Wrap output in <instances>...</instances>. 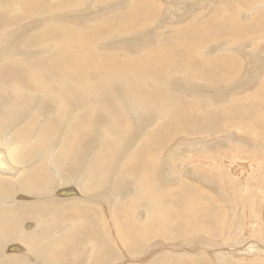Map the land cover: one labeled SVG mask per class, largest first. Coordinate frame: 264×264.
Masks as SVG:
<instances>
[{"label":"rangeland","instance_id":"1","mask_svg":"<svg viewBox=\"0 0 264 264\" xmlns=\"http://www.w3.org/2000/svg\"><path fill=\"white\" fill-rule=\"evenodd\" d=\"M4 1H8L7 4L0 0V20L2 12H7L12 19L7 24L0 21V27L12 26L7 27L8 30L6 28L5 34L0 28V64H9L17 68L20 73L28 69H45L51 66L59 72H63L64 70H61L65 67L63 61L72 58V55L67 54L73 52L80 59L91 60L92 64L100 59H107L104 65H109L112 60L120 62L126 61L125 58L133 60L154 52L171 51L172 48L166 49V47L172 39L178 45L180 58L173 65L170 74L166 77L160 76V84L163 88V94L160 95L163 97L162 99L160 97L158 99H140L139 96H136L138 94L132 95L128 92L127 86L123 85L122 91L126 100H122L119 83L109 86L105 78L99 81L94 75L95 82L91 76L89 77L94 86H100V89L106 91L108 96L105 99V104H112L115 100L123 108L122 117L114 115L109 118L102 112H94L96 127H91L94 133L98 132L102 126L109 128L110 131L113 130L112 123L115 121L116 130L123 132V129H126L127 137L120 138L118 146L114 147L115 149L120 147L118 149L120 152L118 154L105 152L103 147L99 146L101 136L93 137L91 143L98 145L93 152L89 150V147L83 149L87 146V142L77 141V146L81 145L80 152L72 149L74 156L68 157L67 161L62 164V169L65 177L71 179L70 183L65 186L69 188L75 186V191L83 193V197L55 196L58 200H40L41 193L45 191V182L38 178L45 173V165L40 163L35 172L36 178H30L31 197H34L30 207H18L10 214V219L0 216V220L10 224V230L6 226L0 225V264H41L42 262L45 264H88L85 261L89 251L93 250V246H87L84 243H75L70 246L72 254L63 252L64 259L56 258L52 253L38 251V246L50 238L46 229L48 224L46 220L49 217L58 220H61L63 216L74 218L75 214L83 220L91 221L92 229L97 234L93 236L97 242L94 246L104 247L101 250L104 256L96 255L94 257L96 264H194L197 260L196 256L202 253L209 256L203 264H221L213 254L214 250L223 249L226 253H230L231 250L237 248L242 250L248 246V241L251 238H245L244 234L250 232L248 228L250 221L255 222V238L260 241V244L264 243V225L261 226L257 222L259 217L264 220V214L262 217L260 216V212L264 210V160H261L264 159V152L257 150L256 152L259 153L252 155V151L249 152L246 148L239 146L240 144L237 142L238 139H242L248 143L264 145V98L260 97L264 94V31L257 30L253 32L252 40L239 42L227 31L225 35H220L217 19L211 18V16L216 10L218 21L221 24L231 21L232 14L228 0H94L75 8L63 6L64 0ZM2 2L3 4H1ZM134 3H138L141 7H147L149 16L146 21L143 18L137 20L134 17L136 14L132 9ZM246 10L249 15L243 13V19L250 21L255 15L264 13V0H254ZM119 22H127L128 26L119 28L117 26ZM61 27L75 32L76 35L73 33L70 35L73 38L69 43H80V49L66 47L65 50H59V43L56 39H60L62 35L55 36L54 34ZM6 38L10 40L8 46ZM66 40L68 39L62 38V42ZM189 45L190 52L188 51ZM57 52L61 55L60 64L53 63ZM219 62L233 64L234 73L227 75L219 73L213 76L205 74L210 67ZM34 71L39 72L38 70ZM153 71L154 67L150 72ZM41 74L45 75L42 72ZM168 76H172V79ZM126 77L128 76H122L124 80ZM34 78L36 77L34 76ZM52 85L58 86L57 84ZM131 87L134 86H128V88ZM139 95L142 96L145 93L139 92ZM5 101L13 114V117L9 118L12 135L21 142L20 148H22L30 134L29 118L22 117V108L10 92L0 97V108ZM139 102L158 103L145 107L143 104L139 105ZM80 103L76 100L72 104L79 106ZM181 108L182 110H180ZM178 109L179 111H177ZM129 119L131 123L128 125L126 121ZM151 126L152 128H150ZM166 126L174 128L171 130ZM137 128L142 131H138ZM167 130L177 132L175 134L174 132L168 133ZM23 131L26 133L24 134ZM84 131L89 132V129ZM138 133L143 134L146 138L144 143L138 144V146L142 150H148L151 160L155 163L153 174L145 171L147 184L144 185L167 192L165 199L161 202L163 203L162 209L172 207L170 204L173 200L168 194L171 189L176 190L177 195L179 194L178 197L181 196L183 201L187 200L188 205L191 204L194 210L200 209L199 213L202 209H207V220L201 222L206 227L208 226L210 236L201 233V231L200 234L191 232L182 234L180 228H170L171 230L162 233L163 237L161 236L159 239L156 237L136 238L139 244L137 243L132 249L137 252L135 255L129 256L120 246L127 255L123 254L115 244L114 237L110 236V240L108 235L111 230H115L116 223L120 221L121 217L116 220H107V215L102 214L103 219L107 221L97 228V222L101 217L98 216L95 221L94 218L100 208L112 204L119 207L115 202H112L113 199H125L124 204L131 203L134 200L131 198L135 194V189L126 180V185L118 187L110 182H102V188L94 192L92 191L94 182L85 178L87 169L92 168L93 161L99 162L107 156V163L113 168L110 170L108 179L110 180V177L114 176L112 181L116 180L115 173H113L114 168L125 163L126 156L136 148L137 136L135 135ZM44 135L45 133L42 132L41 137ZM226 144H230V146ZM128 145L130 147L126 153L125 146ZM199 145L201 147H198ZM92 147H94L93 144L90 148ZM189 147L192 152L187 151ZM68 148L70 146L66 143L65 149ZM105 150L109 151L110 147H106ZM23 153L30 155L32 160L35 157L32 151L27 150ZM237 153L241 158L238 161L241 164L239 166L235 158H238ZM17 154L20 153L15 155ZM188 154L191 155L190 158H187ZM195 161L200 163L194 165ZM13 162L20 166L18 160L14 159ZM185 168L188 170L186 171ZM236 168H238L237 175H235ZM22 171L23 169L20 170V172ZM78 174L79 182L76 180ZM50 176L54 178L53 174ZM0 177L7 179L1 174ZM149 177L150 179H148ZM257 181L260 183L258 184ZM192 184L198 189H206L212 197L204 194L201 196L198 191H193ZM59 187L54 185V195ZM119 189L126 191L118 193ZM208 201L211 202L209 206ZM204 205L206 208H203ZM135 207L136 218L140 219L139 215H145L143 209L138 204ZM2 208L5 209L4 205ZM168 213H165V216L168 215L166 220H171L173 217ZM186 213L187 210L184 214ZM122 219L123 228L127 229L123 215ZM25 221L34 223L35 228L30 231L24 230L23 223ZM242 223L243 233L239 239L243 241L239 245L236 244L234 235ZM55 231L61 234L60 230ZM15 237L19 241H16ZM132 241L136 243V241ZM206 242L208 243L206 244ZM77 244L86 246H79L74 255V247ZM31 249L35 250V256L31 254ZM257 250L254 246L253 252L257 253ZM23 251L24 253L21 254L13 253ZM115 253L118 254V258L111 260ZM35 257L43 258V261L37 258L41 263L36 262ZM246 259L249 261V258Z\"/></svg>","mask_w":264,"mask_h":264},{"label":"bare ground","instance_id":"2","mask_svg":"<svg viewBox=\"0 0 264 264\" xmlns=\"http://www.w3.org/2000/svg\"><path fill=\"white\" fill-rule=\"evenodd\" d=\"M1 1L5 3L8 2L4 0ZM91 1L94 0H64L63 6L67 8H75L84 5L86 2H91ZM253 1L254 0H228L229 9L232 14L231 15L232 20L223 24H221L218 21L217 18L218 12L216 10L213 11V15L211 16V18L217 19V27L220 35H225L227 31L228 33L233 35L232 37H236V40L239 42V41H247L248 39L252 40L253 32L257 30H259V32L264 31V13L255 15L253 19L251 18L250 21H244L243 19V13H245V15L247 14L249 15V13L246 12L247 11L246 9H248V5H250ZM3 2L1 4H3ZM132 9L136 13L134 17L137 20L143 18L146 21L148 19L149 11L147 7H141L138 3H134L132 5ZM1 16L2 19L0 21H2L3 23L7 24L11 22L12 18L7 14V12H2ZM10 26L12 25H5L4 27H0V28L1 30L4 31L5 34L6 28ZM117 26L119 28H126L128 26V23L119 22ZM72 33L76 35L73 30L62 27L58 28L55 31L54 34L55 36H57L58 34L63 36V37L61 36L60 39L58 38L56 39V41H58L59 43V50L60 49L65 50L66 47H72V48L77 47L78 49L81 48V45L78 42L69 43L71 42L70 39L73 38L70 37ZM7 38H6V42L8 46L10 44L9 43L10 40H8ZM62 38H66L68 40L62 42ZM169 48H172L171 51L166 50L162 52H154L149 55L138 57L133 60L130 59L127 60L128 58H125L126 61H121V62L112 60L110 61L111 63H109V65H104L105 62H107V59H100L96 63L92 64L90 62L91 60L86 58L80 59L75 54V52H73L71 54H67V55H72V58L70 59L67 58L63 61L65 65L64 68H61V70H64L63 72H59L56 68H53L51 66L45 69L43 68L34 69V70H38L39 72H36L33 69H28L23 73H20L17 68H14L9 64H0V70H1L0 97L7 92H10L12 94V96L16 99V101L20 104L22 108V117L25 118L27 116L29 118L28 128L30 130V134L23 145L24 147L20 148L21 142L12 135V130L10 128L9 118H12L13 114L10 108L7 107V103L5 101L0 108V146H1L0 174L7 177V179H9L10 177L15 178L17 175L21 173L20 170L23 169L24 174L30 180V178H36L37 175L35 174V172L38 170L40 166L39 164L43 163L45 165V173L44 175H40L38 178L39 180L45 182V191L41 193L40 200L45 201L48 199H56L55 196L64 197V198L83 197L84 196L83 193L81 194L75 191L76 189L75 186H73L72 188L65 186L66 184L70 183L71 179L69 180L65 177L62 169L63 168L62 164L67 161L68 157L74 156L73 150L80 152L81 145L77 146V141L81 140L82 142H87V146L83 149L89 147V150L93 152L94 148H96L97 143H91V141L94 139L93 138L94 136L95 138L101 136V140H99V144H100L99 146H102L104 151L107 153L118 154L120 152L118 150L120 149V147L117 149H115L114 147L118 146L120 138L127 137L126 129H123V132L115 129L116 126L115 121L112 123L113 130L109 131V128H106L104 126H102L100 130L96 133H94V131L91 130V127H96L94 112H100V113L102 112V114L103 113L106 114L109 118L110 116L113 117L114 115L115 116L118 115L119 117L121 115L123 108L118 104L119 102L116 103L115 100L113 101L112 104H105L104 103L105 99L108 96L106 91L100 89L101 88L100 86H98L99 88L94 86V83L90 80L89 77L91 76V79L94 80L95 82H96L95 76H97V79L99 81H102L103 78H105L109 86H111L110 84L113 83H119L122 100H126L125 95L122 91L123 85L127 86L126 88L128 92H130L132 95L138 94L136 96H139L140 99H144V98L158 99L160 95L163 94L162 93L163 88L160 84L161 83L160 76L164 75L166 77L168 74H170V70L172 69L173 65H175L180 58V51L178 49V45H176L175 40L172 39L170 41L166 49ZM188 51L189 52L191 51L190 45ZM60 58L61 55H59V53L55 54L53 58V63L55 62L57 64H60L61 61ZM152 67H154V71L151 73L150 71ZM41 72L44 73L45 75H42ZM219 73H223L225 75L229 73H234V65L229 64L227 62H219L213 65L212 67H210L209 70L205 72V74L211 76L217 75ZM34 76L36 78H34ZM122 76H128L125 78L127 82L122 78ZM52 84H57L58 86ZM130 85H133L134 87L128 88V86ZM139 92H144L145 95L140 96L141 94L139 95ZM260 97L264 98V94H262ZM160 98L162 99L163 97ZM76 100L77 102L79 101L81 102L80 105L78 104L79 106L72 104L75 103ZM157 103L139 102V105L142 106L143 104L145 107H148L150 105L152 106L156 105ZM160 106L161 105L159 104V107ZM163 110L165 111V109ZM180 110H182V108ZM177 111H179V109ZM130 123H131L130 119L126 121V124L129 125ZM150 128H152V126ZM167 128L169 129L171 127H167ZM173 128L174 127H172L171 130ZM86 129H89V132H85L84 130ZM137 130L142 131V129L140 128H137ZM171 130H167V132L168 133L174 132V134L177 132ZM42 132L45 133L44 137H41ZM23 133L25 134L26 131H23ZM135 136H137L136 148L126 156L125 163L123 164L121 163L117 168H114L113 173H115L116 180L112 181L114 176H111L110 180L108 179L110 175V170H112L113 168H111L109 163H107V158H108L107 156L103 158L101 157L102 159L99 162L93 161L92 168H88L85 175L86 179H89L94 182V185L92 187V191L94 192L102 188L101 186L102 182H110L111 184H114L115 186L118 187V186L126 185L125 183L126 180L129 184H132L133 188L135 189V194L131 198L134 200L131 201V203L129 202L127 204H124L125 199H120V200L113 199L114 201L112 200V202H115L120 207L127 229L123 228L124 227L123 219H122V215H120L119 217H121V219L116 223L115 230H111L108 234L109 239L110 236H113L114 240L116 241L115 244H117L119 250H121L123 254L127 255L126 254L127 252L129 256H131V255H135L137 252L132 249V247L137 245L138 243V239L136 238L149 239V237L151 238L156 237L157 239H159L162 236V233L169 232L171 230L170 228H180V232L182 231V234L186 232L200 234L199 232L201 231V233L210 236L209 229L207 228L208 226L206 227L205 224L201 222L207 220V216H208L207 209L204 210L202 209L200 213H199L200 209L198 211L194 210L191 204L188 205L187 200L183 201V198L181 196L178 197L179 194L177 195L176 190L171 189L169 190L168 193L170 195V199L173 200V202L170 204L172 205V207L167 206L168 207L167 209L165 207H164L165 210H163L164 208L162 209L163 203L161 202H163V200L165 199L167 192L163 191L162 189H156L144 185L146 183L145 178H147L145 177V174L147 172L153 174V168L155 166V163L150 158V152L148 150H142V148L138 146V144L142 145L144 143V140H146V138H144L143 134L141 133H138ZM237 142L238 144H240L239 146L246 148L249 152L252 151L253 152L252 155L259 153L256 152L257 150H261L264 152V145L248 143V141H244L242 139H238ZM66 143L68 144V146H70L71 149L70 148H68L67 150L65 149ZM92 144L94 147L90 148ZM226 145L230 146V144H226ZM106 147H110V150L106 151L105 150ZM129 147L130 145L125 146V148L127 149L126 153L128 152ZM198 147H201V145H199ZM27 150L32 151L33 154L35 155L33 160L31 159L30 155L23 153L24 151ZM187 151L192 152V149L189 147ZM16 153H20V154L15 155ZM238 154L239 153H237V155ZM190 156L191 155L188 154L187 158H190ZM13 158L18 160L21 163V165L19 166L18 164L14 163ZM235 158L237 159V165L238 166L241 165L240 163H238V161H240L241 159L239 155L238 158L237 157ZM198 161H195L194 165L200 163ZM185 169L186 171L188 170L187 168ZM236 172H237L236 174L234 172L233 174L235 175L238 174V168H236ZM50 174H53L54 178L51 177ZM78 178H79V174L76 177V180L79 182ZM200 178L205 179L203 177ZM148 179H150V177ZM0 180H6V178L0 177ZM259 183L260 182H258V184ZM54 185L60 186L56 190L55 195H54ZM192 185L194 187L193 191L195 192L198 191V194H200L201 196L204 194L208 197H212L211 193L206 189L203 188L198 189L197 186H195L194 184ZM122 191H126V190H120V189L117 190L118 193ZM30 192L32 193V183L30 187ZM231 192L233 193V191ZM4 195H8V192L5 191V186L0 184V200L3 199ZM18 198L22 200L34 199V197H30V196H22ZM136 204L142 207L143 212L145 214V215L143 214L139 215L140 219L136 218V212H135ZM209 205H211V202L208 201V206ZM10 206H7L5 207V209H2V211H0L1 218L10 219V216L3 215L7 211V208ZM203 208H206V206L204 205ZM185 210H187L186 214H184ZM165 211L169 212L168 214H170V216L172 215L173 218L171 220H166L168 219L167 217L168 215L165 216L166 213ZM263 214H264V210L263 212H260V216L262 217ZM99 217L102 218V215H100ZM99 221L97 222V228H100L103 225L102 224L101 226H98ZM0 222H1L0 225L8 226L7 222L3 220H0ZM46 222L48 223L46 229L48 234L50 235V238L38 246V251H44L43 253H52L53 256H55L56 258L64 259L65 256L63 252L65 253L68 252L72 254L70 252V246L74 245L75 243H84L87 246L88 245H90L91 247L93 246V250L89 251L88 253V256L85 261L86 263L96 264V262L94 261V257L96 255L104 256V254L101 252V250H103L104 247L94 246V244H97V242L95 241L93 236L97 234L92 229L91 221L83 220L80 216L75 214L74 218L63 216L61 220H58L57 218L49 217L46 220ZM199 222H201V224H199ZM257 222L261 226L264 225V220L261 219L260 217ZM190 224H192L191 228H190ZM249 224L250 227L248 228L250 232L244 234L245 238L248 239L251 238L250 241H248L249 242L248 246L242 248V250L241 248H237L236 250L235 249L231 250L230 253H226V251L223 249L214 250L213 254L217 259L220 260L221 264H264V259H261L262 257L264 258V243L260 244V241L257 240L254 236V233L256 232L254 225L255 222L250 221ZM34 228H35V224L30 221H25L23 223V229L26 231L33 230ZM57 229L60 230L61 234L55 231ZM242 229H243V223L241 224V227L238 230V232L234 235L236 244H239L243 241L242 239H239V237H241L243 233ZM132 240L136 241V243L133 242ZM16 241H19L18 238H16ZM207 243L208 242H206V244ZM86 245L77 244L74 247L75 249L74 255L76 254V250L78 249L79 246H86ZM120 246H122V248L126 252L122 250ZM254 246H256V248L258 249L257 253L253 252ZM205 250L208 251V249ZM24 251H26L25 247H24ZM24 251L13 252V253L21 254L24 253ZM115 251L119 254L116 248ZM30 252L32 255L35 256L34 249H31ZM118 254L115 253L111 257V260H116L118 258ZM208 257L209 256L207 254L202 253L196 256L197 260L194 264H203L208 260ZM37 258L43 261V258L35 257L36 262L41 263L40 261L37 260ZM246 258H249V261ZM41 264H45V263L42 262Z\"/></svg>","mask_w":264,"mask_h":264},{"label":"flooded vegetation","instance_id":"3","mask_svg":"<svg viewBox=\"0 0 264 264\" xmlns=\"http://www.w3.org/2000/svg\"><path fill=\"white\" fill-rule=\"evenodd\" d=\"M0 184L4 185L5 191L8 192V195H4L3 199L0 200V211H2L3 209L2 205H4V208L11 205L10 207L7 208V211L3 215L10 216V214H12V212H14V210L17 209L18 207H22V208L30 207L31 200H22L18 198L22 196L31 197V192H30L31 182L23 171L15 178L10 177L9 179L0 181ZM7 224L8 226L6 227L8 228V230H10V224L8 222Z\"/></svg>","mask_w":264,"mask_h":264},{"label":"crops","instance_id":"4","mask_svg":"<svg viewBox=\"0 0 264 264\" xmlns=\"http://www.w3.org/2000/svg\"><path fill=\"white\" fill-rule=\"evenodd\" d=\"M102 214L107 215V220H116L121 214V210L119 209V207H117L116 205H106L104 207H101L97 216L94 218V221L96 220V218ZM107 220H104L103 217L101 218V220L98 223V226H101L102 224H104Z\"/></svg>","mask_w":264,"mask_h":264}]
</instances>
